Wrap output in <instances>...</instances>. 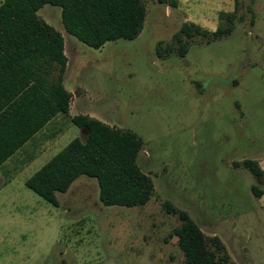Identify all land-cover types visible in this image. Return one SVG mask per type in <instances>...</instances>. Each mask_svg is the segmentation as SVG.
Wrapping results in <instances>:
<instances>
[{"label": "rangeland", "instance_id": "rangeland-1", "mask_svg": "<svg viewBox=\"0 0 264 264\" xmlns=\"http://www.w3.org/2000/svg\"><path fill=\"white\" fill-rule=\"evenodd\" d=\"M177 1L174 8L145 0L141 35L99 50L66 34L59 7L39 11L69 46L75 42L69 83L143 139L137 162L158 198L142 208L105 207L97 181L85 176L58 194L59 207L29 190V178L87 137L59 117L0 172V264H187L170 236L180 221L166 201L219 237L233 264H264V195L252 192L264 191V175L235 166L249 159L264 171V0ZM236 8L245 21L230 37L193 46L185 58L157 57L158 42L185 23L214 32L220 13Z\"/></svg>", "mask_w": 264, "mask_h": 264}, {"label": "trees", "instance_id": "trees-1", "mask_svg": "<svg viewBox=\"0 0 264 264\" xmlns=\"http://www.w3.org/2000/svg\"><path fill=\"white\" fill-rule=\"evenodd\" d=\"M178 7L177 0H157ZM255 0H252L254 3ZM46 5L61 9L67 34L99 50L107 43L137 39L145 25V0H3L0 5V168L58 115L87 131L75 138L25 185L54 207L81 177L95 179L105 207L142 208L157 199L153 179L138 165L143 139L131 130L110 126L89 116L70 117L72 95L64 85L68 68L65 39L38 15ZM238 6V4H237ZM220 13L223 24L209 32L185 23L169 42L157 44L161 60L185 58L196 45H211L230 37L245 21L238 8ZM252 12V8H249ZM201 87L200 82L195 83ZM237 84V83H235ZM260 177L264 171L254 160L235 163ZM260 198L264 191L252 187ZM163 208L180 225L170 236L178 238L187 264H233L219 237H208L190 214L166 201Z\"/></svg>", "mask_w": 264, "mask_h": 264}, {"label": "crops", "instance_id": "crops-1", "mask_svg": "<svg viewBox=\"0 0 264 264\" xmlns=\"http://www.w3.org/2000/svg\"><path fill=\"white\" fill-rule=\"evenodd\" d=\"M57 30V29H56ZM60 32V31H59ZM66 32V31H65ZM63 37H64V33L61 31ZM67 34V33H66ZM65 39V37H64ZM71 45L69 46L68 43L65 40V55L68 58V68H67V72L65 75V79H64V85L65 88L67 89V91L72 95V100L70 103V110H69V115L70 117H76V116H89L91 118L97 119L101 122H104L110 126H115L112 122H110L107 117L105 115H103L101 112L97 111L96 109H92L90 103H88V93L85 92H80V90H82V87L77 86V84L73 83L70 84L69 83V79H70V69H71V59H70V55L69 53H73L74 51V46H75V42H69ZM68 49H71L68 51ZM73 55V54H72ZM67 84H69V87L67 86ZM62 117V118H66L63 115H58L56 118H54L43 130H41L39 133H37L34 138L32 140H30L22 149H20L17 153H15L1 168H0V172L3 171L5 169V167L8 166V164L22 151L26 148V146L28 144H30L33 140L36 139L37 136H39L42 132H44V130L53 122L55 121L57 118ZM70 122V121H69ZM71 123V122H70ZM72 124V123H71ZM117 127V126H115ZM83 130V129H81Z\"/></svg>", "mask_w": 264, "mask_h": 264}]
</instances>
